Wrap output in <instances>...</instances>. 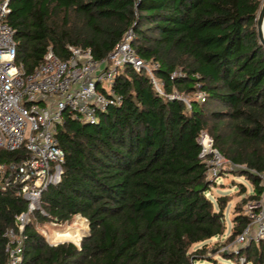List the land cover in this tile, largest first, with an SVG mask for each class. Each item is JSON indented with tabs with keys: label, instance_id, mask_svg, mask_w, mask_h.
<instances>
[{
	"label": "trees",
	"instance_id": "trees-1",
	"mask_svg": "<svg viewBox=\"0 0 264 264\" xmlns=\"http://www.w3.org/2000/svg\"><path fill=\"white\" fill-rule=\"evenodd\" d=\"M262 1L9 0L16 58L27 70L48 45L60 58L68 56L69 43L89 46L101 58L131 28L137 53L158 60L165 90L205 92L187 108L158 94L145 72L125 66L114 82L122 100L98 121L63 116L57 127L61 178L42 191L44 212L35 210L25 225L18 264H188L206 256L205 242L190 247L224 231L229 197L218 195L216 207L206 194L214 181L199 156L200 130L224 156L245 164L238 170L253 183L250 198L262 190L256 173L264 170V45L256 26ZM178 68L182 74L171 78ZM26 154L24 147L0 148V164ZM246 200L235 205L229 239L249 220ZM25 207L11 186L0 188V264L7 260L3 231ZM74 215L89 222L78 245L51 244L36 229ZM239 253L246 259L236 264H264L263 242Z\"/></svg>",
	"mask_w": 264,
	"mask_h": 264
},
{
	"label": "built area",
	"instance_id": "built-area-1",
	"mask_svg": "<svg viewBox=\"0 0 264 264\" xmlns=\"http://www.w3.org/2000/svg\"><path fill=\"white\" fill-rule=\"evenodd\" d=\"M9 11V0H0V148L24 147L27 154L18 161L0 164V188L11 186L15 194L26 200V207L15 214L14 224L3 231L5 264H18L26 237L25 225L35 210L44 212L42 191L61 178L64 151L59 144L57 127L63 116L98 121L100 112L122 100V95L114 89V82L125 66L145 72L158 94L181 99L187 108H191L193 100H203L205 92L196 89L186 94L175 87L165 90L164 80L156 74L158 60L137 53L131 43V28L101 58L94 57L89 46L70 43L68 56L60 58L48 45L41 61L27 70L16 58V29L7 21ZM181 74V69H174L170 77ZM197 140L209 179L214 181L224 168L245 167L224 156L205 129L200 130ZM256 173L262 190L244 205L243 211L249 220L230 243L221 247L223 252L237 254L235 264L245 262V255L239 251L252 242H263L264 255V170ZM188 264L196 263L191 258Z\"/></svg>",
	"mask_w": 264,
	"mask_h": 264
},
{
	"label": "rangeland",
	"instance_id": "rangeland-1",
	"mask_svg": "<svg viewBox=\"0 0 264 264\" xmlns=\"http://www.w3.org/2000/svg\"><path fill=\"white\" fill-rule=\"evenodd\" d=\"M252 191L253 183L245 174H241V171H239L238 169L231 170L228 168H224L221 175L214 180L213 184L210 187V190L207 191L206 194L214 201L216 207V197L218 195L226 194L229 197L223 208L225 228L221 234L211 236L204 241H198L191 245L190 248H195L197 246H201L205 242L208 246V251L205 253L206 256L194 259L196 264H234L236 262L232 256H225V252L222 253L221 247L224 243H230L233 240L229 239L228 234L231 231V216L232 213L235 211V205L239 204L244 198H246V201H248L250 199L249 195L252 193ZM246 201L243 204V208ZM75 216L76 215H74L70 221L64 222L44 221L36 225V229L44 236L46 241H57L64 239L72 240L70 238H62L59 236H56V238H53V240L52 236H55L56 230L64 231L69 226H73L76 229V232L80 238L73 239L72 241L78 245L81 237L88 234L89 227L87 231L85 230V234H83V222L76 223V221H78L79 216ZM230 246H232V244H230Z\"/></svg>",
	"mask_w": 264,
	"mask_h": 264
},
{
	"label": "bare ground",
	"instance_id": "bare-ground-1",
	"mask_svg": "<svg viewBox=\"0 0 264 264\" xmlns=\"http://www.w3.org/2000/svg\"><path fill=\"white\" fill-rule=\"evenodd\" d=\"M262 27H263V33H264V21H263V24H262ZM78 221H76V223H82L83 222V229H82V232L83 234H85V230L87 229L88 227V220L80 215H78ZM56 236L58 237H62V238H70V239H77V238H80L76 232V229L73 227V226H69L68 228H66V230L64 231H59V230H56L55 231V236H52V239L56 238ZM53 239V240H54ZM65 240V239H64ZM69 240V239H68ZM60 241V240H58Z\"/></svg>",
	"mask_w": 264,
	"mask_h": 264
},
{
	"label": "water",
	"instance_id": "water-1",
	"mask_svg": "<svg viewBox=\"0 0 264 264\" xmlns=\"http://www.w3.org/2000/svg\"><path fill=\"white\" fill-rule=\"evenodd\" d=\"M256 21H257L256 26H257V33H258L259 41L264 45V33H263V27H262V24L264 21V0L262 1Z\"/></svg>",
	"mask_w": 264,
	"mask_h": 264
},
{
	"label": "crops",
	"instance_id": "crops-1",
	"mask_svg": "<svg viewBox=\"0 0 264 264\" xmlns=\"http://www.w3.org/2000/svg\"><path fill=\"white\" fill-rule=\"evenodd\" d=\"M222 195H224V194H222ZM229 199V198H228ZM227 202V201H226ZM216 206V205H215ZM244 212V211H243ZM224 213V212H223ZM236 215V210L232 213V226H231V231H230V233L232 232V227H233V225H234V216ZM230 233L228 234V235H230ZM221 239V238H220ZM223 240V239H222ZM48 241V240H47ZM60 241H63V240H60ZM49 243H51V244H53V243H55V242H59L58 240L57 241H48ZM191 249H193V248H191ZM225 256H228V254L226 255L225 254ZM214 261H215V259H214ZM235 264V263H234Z\"/></svg>",
	"mask_w": 264,
	"mask_h": 264
}]
</instances>
